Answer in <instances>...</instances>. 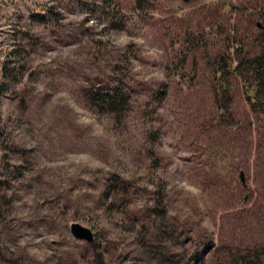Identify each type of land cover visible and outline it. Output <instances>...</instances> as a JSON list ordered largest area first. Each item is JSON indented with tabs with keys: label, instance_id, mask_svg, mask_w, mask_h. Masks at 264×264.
Returning <instances> with one entry per match:
<instances>
[{
	"label": "rangeland",
	"instance_id": "rangeland-1",
	"mask_svg": "<svg viewBox=\"0 0 264 264\" xmlns=\"http://www.w3.org/2000/svg\"><path fill=\"white\" fill-rule=\"evenodd\" d=\"M261 16L264 0H0V264L264 246V120L236 81L220 117L210 67ZM110 86L116 114L86 96Z\"/></svg>",
	"mask_w": 264,
	"mask_h": 264
},
{
	"label": "trees",
	"instance_id": "trees-1",
	"mask_svg": "<svg viewBox=\"0 0 264 264\" xmlns=\"http://www.w3.org/2000/svg\"><path fill=\"white\" fill-rule=\"evenodd\" d=\"M260 18L262 24L258 26L255 36L235 38L210 66L213 74V99L223 119L232 121L230 109L236 81L241 83L251 111L264 120V16ZM160 93H164V89ZM86 96L93 105L104 107L115 114L123 111L126 103V96L119 86L102 87L97 91L88 88ZM115 185L126 187L127 182L118 175H112L108 188ZM214 253L216 258L212 264H264V246L234 249L226 246L216 249ZM96 261L102 264L99 254H96ZM200 264L211 263L210 260L203 262L201 259Z\"/></svg>",
	"mask_w": 264,
	"mask_h": 264
},
{
	"label": "water",
	"instance_id": "water-1",
	"mask_svg": "<svg viewBox=\"0 0 264 264\" xmlns=\"http://www.w3.org/2000/svg\"><path fill=\"white\" fill-rule=\"evenodd\" d=\"M187 1V0H185ZM258 26H260V24H257ZM240 180L243 184V186L245 185L244 180H243V174L242 172L239 174ZM70 232L71 234L77 238V239H81V240H85L87 242H91L94 239V235L93 232L90 228L81 225L78 222H72L70 225Z\"/></svg>",
	"mask_w": 264,
	"mask_h": 264
}]
</instances>
